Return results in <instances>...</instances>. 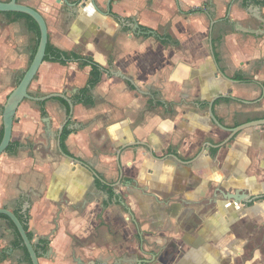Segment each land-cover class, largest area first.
I'll list each match as a JSON object with an SVG mask.
<instances>
[{"label":"crops","instance_id":"0c3cea01","mask_svg":"<svg viewBox=\"0 0 264 264\" xmlns=\"http://www.w3.org/2000/svg\"><path fill=\"white\" fill-rule=\"evenodd\" d=\"M18 1L103 69L87 105L92 67L45 60L30 91L73 111L23 101L0 155V209L28 219L39 264H264V124L243 127L264 119V0ZM14 13L0 12V139L40 37ZM19 238L0 215V264H32Z\"/></svg>","mask_w":264,"mask_h":264},{"label":"water","instance_id":"95a60500","mask_svg":"<svg viewBox=\"0 0 264 264\" xmlns=\"http://www.w3.org/2000/svg\"><path fill=\"white\" fill-rule=\"evenodd\" d=\"M81 2L82 0H78V4ZM0 12L1 13L15 12V13L27 14L31 16L37 22L39 29H40L39 44H38L36 53L28 69L26 70L22 78L20 79L19 83L8 96L7 101L3 108V134L0 139V155H1L4 152H6L7 149L11 145L13 125L15 122L18 108L23 103V101L25 100L46 101L51 98H63L69 103V106L72 111H73L75 104L73 100L67 97L66 94L64 93L55 92V93H50V94L43 95V96H35L31 94V91H30L31 84L35 80L40 66L45 61V57L47 54V45L49 42L48 25L43 15L39 11H37L35 8L22 4L18 0H10L7 2L0 1ZM135 28L139 30L140 26L136 24ZM212 50H213V46H212ZM220 72L226 78L230 79L222 71ZM213 106L214 105L212 103L210 108H211V113L214 116ZM47 119L48 117L46 118V123H47V131L49 132L50 124H48L49 122ZM215 120L217 119L215 118ZM262 124H264V119L251 121L247 124H244L243 127L248 126V125L252 126V125H262ZM63 130H64V126L61 127L58 133V145H59V149L61 150V152H63V149H62ZM73 160H76V159H73ZM224 197H226V199H232L235 202L244 201L245 203H251L257 200L260 196H255V195L251 196V195L245 194L243 191L236 190L234 191V193H231V194L227 193V195H225ZM0 215L7 216L9 220L14 223V225L17 227L20 233V236L23 240V244L25 245L29 253L32 264H39V255L35 248V243L33 242L29 234L27 233V230L23 222L17 217V215H15L12 211L8 209L1 208Z\"/></svg>","mask_w":264,"mask_h":264},{"label":"trees","instance_id":"16d2710c","mask_svg":"<svg viewBox=\"0 0 264 264\" xmlns=\"http://www.w3.org/2000/svg\"><path fill=\"white\" fill-rule=\"evenodd\" d=\"M259 4L264 5V1L259 2ZM14 14H16L19 17L27 18L29 23H30V28L32 30L36 31L40 36L39 26H38L37 22L31 16L24 14V13H14ZM164 42H166V41L164 40ZM45 60L57 61V62H61L63 64H66L68 61L73 60V61L79 62L80 65L83 67L84 66H91L92 70H91V75H90V78L88 80V83H87L86 87L81 89V91L76 95L75 102H79V103H83V104H87V105H91L94 103V98L92 96L91 91L101 81V78L103 75V69L100 65H98V64H96V63H94L88 59H85V57H83L80 54H76V53L69 54L65 51H62V50L58 49L57 47H55L50 42H48V45H47V54H46ZM238 78L240 80L247 81V79H245L244 77L239 76ZM31 94H33V93L31 92ZM37 94H39V93H37ZM44 103L45 102H42V114L46 115L47 112L45 111ZM2 134H3V132H2ZM67 135H68V132L64 133L63 139ZM12 149H13V146L11 145L8 148V150H12ZM27 220H28L27 218L22 220L23 224L25 225L26 230L28 228V221ZM16 244L21 246L26 251L27 258L30 260L29 253H28L25 245L23 244V240L21 238H19L18 243H16Z\"/></svg>","mask_w":264,"mask_h":264}]
</instances>
